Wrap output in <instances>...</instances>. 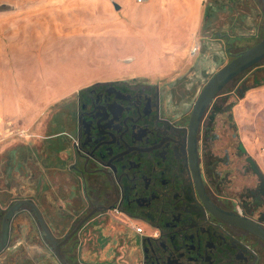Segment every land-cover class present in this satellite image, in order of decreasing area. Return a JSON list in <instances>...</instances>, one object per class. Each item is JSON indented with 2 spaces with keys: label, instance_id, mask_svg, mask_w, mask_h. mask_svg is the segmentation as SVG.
Segmentation results:
<instances>
[{
  "label": "flooded vegetation",
  "instance_id": "obj_1",
  "mask_svg": "<svg viewBox=\"0 0 264 264\" xmlns=\"http://www.w3.org/2000/svg\"><path fill=\"white\" fill-rule=\"evenodd\" d=\"M252 40L245 51L264 40L261 21ZM233 48L229 63L245 52ZM219 71L202 87L184 78L169 88L97 83L64 101L35 143L0 153V264H62L57 250L67 264H264V125L254 100L264 60L195 125V105ZM111 214L134 223L133 248L99 246Z\"/></svg>",
  "mask_w": 264,
  "mask_h": 264
},
{
  "label": "rangeland",
  "instance_id": "obj_2",
  "mask_svg": "<svg viewBox=\"0 0 264 264\" xmlns=\"http://www.w3.org/2000/svg\"><path fill=\"white\" fill-rule=\"evenodd\" d=\"M215 1L0 0V153L35 143L64 101L97 83L169 88L184 78L187 85L202 87L229 63L228 42L232 54L244 52L255 43L256 26L264 23L260 0H235L233 8L230 1L218 0L206 30L204 14ZM198 44L201 54L193 58ZM255 99L264 125V89ZM111 215L99 223V246L122 240L133 248L134 223ZM116 225L123 234L111 231Z\"/></svg>",
  "mask_w": 264,
  "mask_h": 264
},
{
  "label": "water",
  "instance_id": "obj_3",
  "mask_svg": "<svg viewBox=\"0 0 264 264\" xmlns=\"http://www.w3.org/2000/svg\"><path fill=\"white\" fill-rule=\"evenodd\" d=\"M264 2V0H263ZM116 10H120L118 5H115ZM264 60V40L256 45L255 47L245 51L230 63H228L224 68H222L206 85L200 98L198 99L194 114H193V124L197 125L200 119L208 107L212 99L219 94L225 86H227L232 80L236 79L242 73L253 68L255 65ZM57 256L62 264H67L66 261L61 257L59 251L57 250Z\"/></svg>",
  "mask_w": 264,
  "mask_h": 264
},
{
  "label": "built area",
  "instance_id": "obj_4",
  "mask_svg": "<svg viewBox=\"0 0 264 264\" xmlns=\"http://www.w3.org/2000/svg\"><path fill=\"white\" fill-rule=\"evenodd\" d=\"M148 0H136V2L138 3V4H144V3H146ZM200 45L198 44V45H196L194 48H193V50H192V56L193 57H195V56H197L198 54H199V52H200ZM136 232L137 233H140L141 232V229L140 228H136Z\"/></svg>",
  "mask_w": 264,
  "mask_h": 264
},
{
  "label": "trees",
  "instance_id": "obj_5",
  "mask_svg": "<svg viewBox=\"0 0 264 264\" xmlns=\"http://www.w3.org/2000/svg\"><path fill=\"white\" fill-rule=\"evenodd\" d=\"M209 16H210L209 11H206V12H205V18H206V17H209Z\"/></svg>",
  "mask_w": 264,
  "mask_h": 264
},
{
  "label": "crops",
  "instance_id": "obj_6",
  "mask_svg": "<svg viewBox=\"0 0 264 264\" xmlns=\"http://www.w3.org/2000/svg\"><path fill=\"white\" fill-rule=\"evenodd\" d=\"M202 19H203V18H202ZM201 24H202V23H201ZM63 99L65 100V98H63V96H62V101H64Z\"/></svg>",
  "mask_w": 264,
  "mask_h": 264
}]
</instances>
